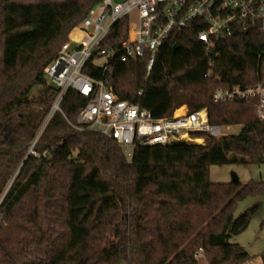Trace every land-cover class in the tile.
<instances>
[{
	"label": "trees",
	"instance_id": "obj_1",
	"mask_svg": "<svg viewBox=\"0 0 264 264\" xmlns=\"http://www.w3.org/2000/svg\"><path fill=\"white\" fill-rule=\"evenodd\" d=\"M100 1L0 0V264H89L108 229H93L106 207L120 211L115 264H202L203 257L205 264H243L251 256L230 237L246 229L254 208L234 212L241 200L261 194L264 182L213 183L209 166L263 163L264 121L249 101L213 102L212 92L264 83V35L236 28L223 39L213 66L219 80L202 75L195 27L173 33L148 74L146 58L115 56L104 76L120 99L154 117L185 104L188 111L205 108L211 123L239 126L218 138L196 135L203 144H136L128 161L113 139L73 129L87 101L74 89L39 132L57 94L44 68ZM126 29L123 19L110 30L113 47ZM82 72L103 76L93 57ZM34 139L36 156L28 153Z\"/></svg>",
	"mask_w": 264,
	"mask_h": 264
},
{
	"label": "built area",
	"instance_id": "obj_2",
	"mask_svg": "<svg viewBox=\"0 0 264 264\" xmlns=\"http://www.w3.org/2000/svg\"><path fill=\"white\" fill-rule=\"evenodd\" d=\"M123 19L127 20L125 37L113 47L108 34ZM192 27L197 28L196 37L204 47L203 77L219 80L213 71L214 61L220 55L219 43L236 28H257L264 35V0H101L69 31L67 40L44 68L46 78L57 87V94L39 132L52 114L60 111L65 92L74 89L87 101L71 123L73 129L95 131L113 139L128 161L136 144L167 145L176 140L187 143L200 140L203 144V138L196 135L216 138L228 135L232 125L211 123L205 108L188 111L185 107L180 115L175 114L176 108L170 116L154 117L150 110L120 99L104 76L115 56L121 61L146 58L148 74L165 41L173 33ZM92 57L96 63L105 58L104 63H97L102 68L101 78L82 72ZM212 100L249 101L256 118L264 121L263 82L232 88L217 85ZM35 141L28 149L33 156L37 155L33 150ZM45 154L46 151L42 153Z\"/></svg>",
	"mask_w": 264,
	"mask_h": 264
},
{
	"label": "rangeland",
	"instance_id": "obj_3",
	"mask_svg": "<svg viewBox=\"0 0 264 264\" xmlns=\"http://www.w3.org/2000/svg\"><path fill=\"white\" fill-rule=\"evenodd\" d=\"M104 62V57L97 60V63ZM182 110L184 108H177L175 113H181ZM238 130V125H232L228 134H235ZM188 143L192 142L189 141ZM233 175H236L242 184L250 180L264 182V162L259 165L230 163L209 166V180L213 183L230 182ZM252 207L254 210L246 229L232 235L230 241L243 246L249 256H251L243 264H264V191L257 196H248L241 200L236 207L234 215L237 216ZM119 213L120 211L116 207H106L101 210L99 222L93 229L98 230L104 226H107L108 229L92 251L89 264H115L111 258V245L118 242V227L115 224V220ZM201 263L205 264V257L202 258ZM118 264H124V261L118 260Z\"/></svg>",
	"mask_w": 264,
	"mask_h": 264
},
{
	"label": "bare ground",
	"instance_id": "obj_4",
	"mask_svg": "<svg viewBox=\"0 0 264 264\" xmlns=\"http://www.w3.org/2000/svg\"><path fill=\"white\" fill-rule=\"evenodd\" d=\"M183 111H184V110H182L181 113H175V114H176V115H180V114L183 113ZM190 142H192V143H200V140H190Z\"/></svg>",
	"mask_w": 264,
	"mask_h": 264
},
{
	"label": "water",
	"instance_id": "obj_5",
	"mask_svg": "<svg viewBox=\"0 0 264 264\" xmlns=\"http://www.w3.org/2000/svg\"><path fill=\"white\" fill-rule=\"evenodd\" d=\"M175 47H176V45L173 46V48H175ZM235 180H238V178H237L236 175H233V177H232V181H235Z\"/></svg>",
	"mask_w": 264,
	"mask_h": 264
},
{
	"label": "crops",
	"instance_id": "obj_6",
	"mask_svg": "<svg viewBox=\"0 0 264 264\" xmlns=\"http://www.w3.org/2000/svg\"><path fill=\"white\" fill-rule=\"evenodd\" d=\"M185 107H187L185 104H183ZM179 108V107H178Z\"/></svg>",
	"mask_w": 264,
	"mask_h": 264
}]
</instances>
